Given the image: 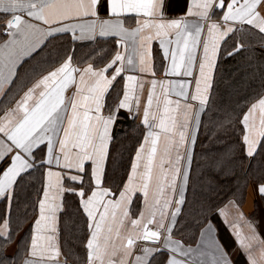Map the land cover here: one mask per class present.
<instances>
[{
    "label": "snow or ice",
    "instance_id": "snow-or-ice-1",
    "mask_svg": "<svg viewBox=\"0 0 264 264\" xmlns=\"http://www.w3.org/2000/svg\"><path fill=\"white\" fill-rule=\"evenodd\" d=\"M170 9L183 15L169 18ZM0 14L7 17L0 19V36L6 37L0 41L2 96L15 83L19 65L58 33H71L73 41L111 37L116 49L102 66L94 56L79 66L83 61H76L74 49L56 52L32 70L30 86L0 109V199L7 202L0 210V264H61L58 217L66 193L78 197L86 226L85 255L74 264H235L217 238L211 206L197 196L191 164L221 52L239 55L246 47L241 39L256 34L264 49V0H0ZM133 17L135 27L129 28ZM233 37L228 51L223 46ZM154 41L164 75L176 79L150 81L140 122L146 131L130 170L115 187L105 186L113 126L122 110H139L144 88L139 76L125 73L155 77ZM120 78L122 88L116 89ZM217 128L237 132L242 155L255 159L264 148V71L259 90L224 109ZM231 158L226 152L215 166L223 170ZM38 168L44 169L42 193L27 236L22 221L13 227L12 207L17 188ZM253 191L264 197V173ZM228 206L245 219L238 201ZM216 214L227 224L225 209ZM184 215L199 228L195 247L174 238ZM255 224L248 223L247 235L238 225L230 228L246 264H264V238ZM12 245L9 262L4 254ZM63 264H69L67 255Z\"/></svg>",
    "mask_w": 264,
    "mask_h": 264
},
{
    "label": "trees",
    "instance_id": "trees-1",
    "mask_svg": "<svg viewBox=\"0 0 264 264\" xmlns=\"http://www.w3.org/2000/svg\"><path fill=\"white\" fill-rule=\"evenodd\" d=\"M239 36L240 33H237L236 37ZM236 37L229 39L223 47L230 51ZM259 39L258 34L242 38L241 42L246 47L237 56L227 57L224 51L221 52L218 66L215 69L212 104L201 113L202 124L193 149L191 177L197 196L206 198L205 203L211 206L213 214L220 205L231 198L237 201L243 200L249 185L264 173V148L260 149L255 159L249 160L240 151L238 133L232 131L224 133L217 128V122L223 118L224 109H231L235 103L244 102L259 90V75L261 71H264V49L260 48ZM249 44L254 45V49H249L247 47ZM95 48L93 42L80 43L63 39L52 47L48 46L45 54L47 56L43 55L40 57L41 60L38 59L30 64L36 66L44 63L56 52H61V49L65 51L74 49L76 61H81L87 59ZM116 89H113L112 94L107 97L109 105L114 102ZM143 134V126L132 116L121 112L113 132L110 156L106 161L108 173L106 186L112 183L115 187L122 179H126L131 158ZM229 151L232 158L225 162L221 170L215 166L214 162ZM42 173L43 169L38 168L32 172L31 176H26L24 182L17 188L16 201L12 207V225L15 228L17 221H22L20 231L25 235L35 215L34 205L42 188ZM188 199L192 200L191 186L188 188ZM260 200H264V197L260 196ZM64 203L65 207L60 216L61 246L69 259L78 262L85 255L83 248V237L86 233L84 217L78 210V197L66 193ZM4 209L5 201L1 200L0 210ZM187 210L188 205H185V214ZM179 219L181 224L178 225L179 230L176 231L175 236L179 239L183 237V240L188 243L194 242L199 231L195 219L186 215ZM185 223L188 224L187 227H184ZM20 239L23 240L24 235L20 236ZM8 258L10 262L11 257L8 256Z\"/></svg>",
    "mask_w": 264,
    "mask_h": 264
},
{
    "label": "crops",
    "instance_id": "crops-1",
    "mask_svg": "<svg viewBox=\"0 0 264 264\" xmlns=\"http://www.w3.org/2000/svg\"><path fill=\"white\" fill-rule=\"evenodd\" d=\"M169 18L178 16V15H183V13L181 12H176L173 11L172 9H170L167 13ZM220 13H217V16H219ZM7 17H5L3 14H0V19H6ZM191 19V18H189ZM126 26L131 28V27H135V18H128L127 22H126ZM77 35H79V33H77ZM6 37H2L0 36V41H2L3 39H5ZM63 39H69L70 41H73L71 38V33H58L56 34L53 38H50L47 42V44L41 49L38 50L35 54H33L31 57L26 58L18 67V75L15 78V83H13L10 86V90L8 92L7 96H2L0 95V109H3L6 102L14 95H17V93L22 94L21 89L22 88H26L27 86H30L33 76H32V70L34 68L39 69L40 67H42L44 65V63H41L39 65L36 66H32V64H30L31 62L34 61H38L41 60L40 57L43 55H45L48 51V46H54V44L58 43L59 40H63ZM75 42V41H73ZM76 42H93L96 46V48L90 53L89 56H94L97 58L98 64L97 66H102L103 62H106L107 59H110L111 55L114 54L115 52V40L114 38L111 37H97L94 40H90V39H84V40H76ZM47 48V49H46ZM61 53L65 52V49H61L60 50ZM153 56H154V64H155V77H153L150 74H141L138 71H130V72H126L125 74H134L140 77V80L143 82L144 84V88H143V92L140 95V105H139V110L137 111L135 105L133 106V110L132 113L129 114V112L127 110H122L121 112L129 115V116H134V119L136 120V122H138L139 124H141V119L143 116V107L144 104L146 103V99H147V92H148V88L150 87V81L155 78L157 80H162V79H176V77H166L164 75V61L162 59V52L159 49V42L158 41H154L153 42ZM89 58V57H88ZM87 59L81 60L83 61L82 63L79 64V66H84V63L87 62ZM100 58H103V60H101ZM50 60V59H49ZM75 62V61H74ZM122 84H123V79L120 78L119 82L116 84L117 89H121L122 88ZM157 91H159V88L157 89ZM137 92H140L139 89V85L137 86ZM70 94V93H69ZM122 95V92H121ZM18 98V96H17ZM175 98V97H173ZM3 115V112L0 111V116ZM115 125L113 126L112 129V136H113V132L115 129ZM142 125V124H141ZM143 126V125H142ZM144 128V126H143ZM146 131V129L144 128V132ZM143 139V137H142ZM141 139V141H142ZM140 141V142H141ZM139 145V144H138ZM137 145V147H138ZM135 154V152H134ZM133 154V156H134ZM131 165V164H130ZM53 170H56L55 168H53ZM130 170V167H129ZM128 170V171H129ZM44 171V169H43ZM42 183H43V176H42ZM106 186V185H105ZM67 187V184H66ZM42 193V188L39 194ZM260 194L258 192H254L253 191V184H250L248 187V190L246 192V196L243 200L238 201L239 202V211H241L244 215L243 220L238 218V212L237 209L232 207V206H228L225 207L226 205H229V201L231 200H235L233 198L225 201L222 205H220L217 209H225V214H226V219H227V224L224 223V218L220 217L219 215L216 214V210L212 216V220L213 223L217 226L218 228V234H217V238L219 239V241L222 244L227 245V251L231 254L235 264H246V259L244 257V254L242 252H240L239 250H237V245L235 242V237L232 234V232L230 231V228L233 224L238 225V227L241 229V231L247 235L248 234V223L252 222L255 224V222H259L258 224H255L257 231L259 233V236L261 238H264V200H260ZM2 199H0L1 201ZM237 201V200H236ZM6 201H5V207H6ZM36 203H37V198H36ZM137 205L140 203L139 199L137 200ZM255 210V211H254ZM36 214V213H35ZM60 216L61 213L59 214L58 217V244L61 247V256L59 257V260L61 261V264H63V261L65 259V252L63 251V248L61 246V239H60ZM33 218V217H32ZM32 221V219H31ZM31 221L29 223V229L27 232V236H30V224ZM174 238H177L176 236H174ZM199 239V231L197 233L196 239L194 242H192V246L195 247V243L196 240ZM185 242V241H184ZM188 243V242H185ZM15 248V245H12L8 248L6 254L11 257L12 256V252L13 249ZM156 259H160V257H157ZM69 264H74V262L72 261V259H69Z\"/></svg>",
    "mask_w": 264,
    "mask_h": 264
}]
</instances>
